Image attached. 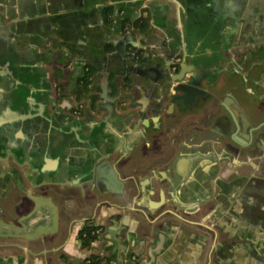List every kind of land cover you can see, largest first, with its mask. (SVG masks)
Segmentation results:
<instances>
[{
    "label": "crops",
    "instance_id": "crops-1",
    "mask_svg": "<svg viewBox=\"0 0 264 264\" xmlns=\"http://www.w3.org/2000/svg\"><path fill=\"white\" fill-rule=\"evenodd\" d=\"M257 2L264 7V0H0V13L6 14L3 17L8 19V26L14 28L13 33L18 29L21 40L24 36L29 39L39 36L40 51L46 53L45 64L51 61L55 51L44 50L42 41L48 39V35L67 30L65 25L61 23V27L51 28L41 24L38 31L26 28L21 32L19 26L14 27L12 19L19 25L20 22L28 24L30 20L61 15L60 18L68 22L66 27L77 30L76 33L84 37L77 45L81 52H89L90 61L100 64L105 56V44L120 39H115L117 36L112 29L104 24L105 8L128 13L146 5L153 13L155 25L164 31L168 29L176 46H185L181 40L186 39L187 51L202 54L201 62L194 70L202 80L215 83L220 79L223 61L237 70L249 61L252 47L264 45V8L259 11ZM76 21L81 22L76 24ZM24 49L25 46L23 49L18 47L20 51ZM97 67L100 69L102 65ZM50 77L49 72V80ZM256 82L251 93L258 99L262 92ZM214 83L211 84L214 86ZM258 100L255 101H262ZM50 102L42 114V124L52 117ZM190 102L188 98L187 103ZM142 103L134 104L135 113L119 121V126L125 130L124 140L131 141L130 146L146 141V135L150 133L165 141L168 136L180 138V129L185 124L180 116L184 113L180 114L175 106L166 104L168 108L153 115V104L144 106ZM142 109L146 111L143 116ZM172 122H175L174 130L170 125ZM60 128L40 125L37 143H34L35 136L25 131L20 136L24 141L21 152L15 149L16 143L0 148V264H84L91 256H101L107 264H207L205 246L209 236L212 237L209 230L214 231L218 225L215 217L218 206L215 210H206L205 214L200 213L201 205L207 201L198 184L205 177L200 155L191 158V155L180 154L170 167L157 166L152 174L121 176L116 170L110 174L106 168L107 159L93 162L85 156L89 146L82 142L86 136L81 127ZM197 129H200L199 125L187 126L184 133L190 131L189 137L199 143ZM60 135L65 138L60 139ZM97 137L91 146L94 154L113 150L115 146L108 143L109 138L102 133ZM180 141L181 146L183 138ZM27 153H30V162L24 157ZM191 180L198 181L196 188L193 182L190 187ZM124 183L135 186L137 191L122 193L120 186ZM28 191L33 196L50 197L58 207V230L53 235L29 240L7 236L4 232L13 226L22 227L19 220L33 211L35 205L27 196ZM187 220L198 226H189ZM87 222L101 226L103 234L85 249L79 235ZM258 222L256 227L262 225L264 228V219ZM254 244L249 251L241 253L244 264H263L261 256L260 260L254 256L260 248L258 243ZM215 245V239H210L211 248ZM213 260L220 261L218 257Z\"/></svg>",
    "mask_w": 264,
    "mask_h": 264
},
{
    "label": "flooded vegetation",
    "instance_id": "flooded-vegetation-1",
    "mask_svg": "<svg viewBox=\"0 0 264 264\" xmlns=\"http://www.w3.org/2000/svg\"><path fill=\"white\" fill-rule=\"evenodd\" d=\"M138 9L126 13L105 8L104 24L112 29L117 36L115 39H120L105 44V56L100 64L90 61L89 52H81L77 45L84 37L81 38L77 30L66 27L68 22L60 18L61 15L38 18L26 24L30 31H38L41 24L51 28L63 24L67 28L59 35H48V39L42 41L44 50L50 48L55 51L51 61L44 65L51 76L54 102H50L49 110L52 117L42 125L62 129L81 127L86 136L82 142L89 146L85 156L93 162L107 159L106 168L110 174H113L112 170L121 176L152 174L157 166L170 167L180 154L191 155V158L200 155L205 177L198 184L201 193L207 197L200 213L217 209L215 217L218 221L215 230H209L213 238L209 236L206 241V263L244 264L240 255L245 250L249 251L254 243L260 247L259 254L254 256L257 260L261 259L259 256L264 260V228L262 225L256 227L260 223L258 221L264 219V60L260 62L256 58L251 61L250 52L249 61L243 67L234 70L230 63L223 61L219 80L215 83L209 79L202 80L194 70L201 62L202 54L197 50L192 54L187 51L186 39L181 40L184 41V50L180 45L176 46L174 42H177L169 36V30H161L155 25L148 6ZM80 22L76 21V24ZM24 39L18 43L20 49L24 48ZM30 40L39 42V36H31ZM256 48L251 50L255 52ZM228 54L227 51L225 56ZM95 64L102 65V68ZM180 76L184 79L179 85L191 100L185 107V124L180 129V138L168 136L165 141L157 134L146 133V141L130 146L131 141L124 140L125 130L119 126L120 119L135 113L133 105L139 102L144 106L153 104L152 114L159 115L172 104L166 99L173 93L177 86L174 81ZM256 80L262 92L258 98L262 101L258 103L256 95L251 93ZM191 82L198 87H192ZM172 105L178 110L176 105ZM145 113L142 109V116ZM214 120H217L216 124ZM170 125L174 130L175 122ZM191 125L200 126L196 130L200 132L199 143L194 137H189L190 131L184 133ZM100 133L110 139L108 143L111 146H115L111 152L93 153L91 146ZM64 138L60 135V139ZM181 138L183 143L180 146ZM126 165L130 167L127 169ZM192 182L196 188L197 182L192 180L190 187ZM120 188L122 193L137 191L129 183ZM186 223L198 226L194 221L187 220ZM210 239H215L213 248ZM216 257L220 259L217 263L213 260Z\"/></svg>",
    "mask_w": 264,
    "mask_h": 264
},
{
    "label": "water",
    "instance_id": "water-1",
    "mask_svg": "<svg viewBox=\"0 0 264 264\" xmlns=\"http://www.w3.org/2000/svg\"><path fill=\"white\" fill-rule=\"evenodd\" d=\"M256 8L261 11L264 7L262 3H258ZM115 12L120 11L115 10ZM4 15L6 14L0 13V148L2 145L8 146L16 143L15 149L23 151L24 141L20 136L27 131L35 136L33 137L36 141L34 143L40 141L42 114L47 111L49 101L54 102V98L51 95L52 85L49 80V71L43 67L46 53H41L39 42L30 40L28 36H24L25 39L22 42L25 49L18 50L21 34L17 28L13 33L14 28L8 26V19L4 18ZM12 22L14 27L19 26L22 29L21 32H25L23 29H28L25 22H20L18 25L16 21L14 22V18ZM28 22L31 23L34 20ZM256 47L255 52L251 50L253 58L251 61L254 62L257 58L262 62L264 45ZM176 79L174 84L178 86L182 84L184 76ZM190 85L198 87L195 82H191ZM177 86L173 88V93L166 101L170 100V103L176 105L181 114L186 111L185 104L188 98L184 94V89L180 85ZM181 117L183 118V115ZM10 135L17 137L12 139ZM16 152V150L13 152L14 156ZM24 157L27 158V162H30V153ZM32 194V192H27V196L35 205L33 211L19 220L22 227L13 226L6 229L4 232L7 236L35 240L41 235L48 236L57 232L58 207L50 197L33 196Z\"/></svg>",
    "mask_w": 264,
    "mask_h": 264
},
{
    "label": "trees",
    "instance_id": "trees-1",
    "mask_svg": "<svg viewBox=\"0 0 264 264\" xmlns=\"http://www.w3.org/2000/svg\"><path fill=\"white\" fill-rule=\"evenodd\" d=\"M92 223L87 222V225L80 231L79 238L82 242V245L85 249H88L92 246V243L95 242V237L92 235L96 229ZM89 264H107L106 260L101 256H91L89 259Z\"/></svg>",
    "mask_w": 264,
    "mask_h": 264
},
{
    "label": "built area",
    "instance_id": "built-area-1",
    "mask_svg": "<svg viewBox=\"0 0 264 264\" xmlns=\"http://www.w3.org/2000/svg\"><path fill=\"white\" fill-rule=\"evenodd\" d=\"M93 225V224H92ZM96 229L94 230V232L92 233V235L95 237V241H97L98 239L101 238L102 234H103V230L101 227L97 226V225H93ZM95 243V242H94ZM87 263L89 264V261L87 260Z\"/></svg>",
    "mask_w": 264,
    "mask_h": 264
},
{
    "label": "rangeland",
    "instance_id": "rangeland-1",
    "mask_svg": "<svg viewBox=\"0 0 264 264\" xmlns=\"http://www.w3.org/2000/svg\"><path fill=\"white\" fill-rule=\"evenodd\" d=\"M86 225H87V224H85V225L83 226V228H84ZM91 225H92V224H91ZM93 225H94V224H93ZM97 226H99V225H97ZM99 227H101V226H99ZM83 228H82V229H83ZM101 228H102V227H101ZM87 260H88V259H86V260L84 261V264H88V263H87Z\"/></svg>",
    "mask_w": 264,
    "mask_h": 264
}]
</instances>
